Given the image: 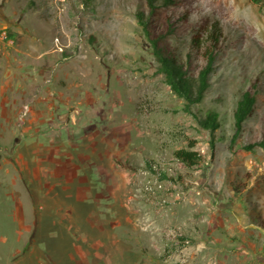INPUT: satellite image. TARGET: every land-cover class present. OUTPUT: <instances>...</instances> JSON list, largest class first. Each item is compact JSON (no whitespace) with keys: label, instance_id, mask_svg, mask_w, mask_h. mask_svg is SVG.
Returning <instances> with one entry per match:
<instances>
[{"label":"rangeland","instance_id":"obj_1","mask_svg":"<svg viewBox=\"0 0 264 264\" xmlns=\"http://www.w3.org/2000/svg\"><path fill=\"white\" fill-rule=\"evenodd\" d=\"M139 9L145 0H0V264H264V149H245L264 139V0L158 6L182 60L203 21L223 31L191 114L158 72ZM255 77V111L233 142ZM210 111L214 137L195 118ZM178 149L205 162L187 167ZM59 151L73 155L65 171L80 167L73 186L121 187L100 224L84 219L89 204L73 226L70 203L56 210ZM93 163L107 168L98 179Z\"/></svg>","mask_w":264,"mask_h":264},{"label":"trees","instance_id":"obj_2","mask_svg":"<svg viewBox=\"0 0 264 264\" xmlns=\"http://www.w3.org/2000/svg\"><path fill=\"white\" fill-rule=\"evenodd\" d=\"M145 3L148 11L137 10L135 18L142 25L143 33L158 63V72L164 76L165 83L172 92L184 101V111L191 114L192 107L202 102L211 85L210 77L222 51L220 44L223 31L217 22L203 21L199 26L200 30L192 34L189 52L182 60L170 43L171 38L176 36L171 17L162 16L160 21H157L158 6L168 7L174 5L176 0H160V4L158 0H145ZM197 60L202 62L198 63ZM247 82L233 112V142L242 134L245 122L253 116L260 93L258 77L249 79ZM195 116L198 125L214 137L216 130L220 128L218 113L210 111L201 117ZM193 146L194 143L191 144V147ZM210 146L213 150L214 141L212 139ZM257 146L264 149V139L249 143L245 149L253 151ZM173 156L187 167H201L205 162L200 153L188 149L175 150ZM262 224L264 226V223Z\"/></svg>","mask_w":264,"mask_h":264},{"label":"crops","instance_id":"obj_3","mask_svg":"<svg viewBox=\"0 0 264 264\" xmlns=\"http://www.w3.org/2000/svg\"><path fill=\"white\" fill-rule=\"evenodd\" d=\"M64 154L58 152L57 156H54V162L55 158H57L58 166L55 168V175L59 178V181L62 185V188L60 189V192L56 194L58 198L53 199L54 202L60 201L57 204V211H63L62 205L65 204H71L70 207H68V212H71V215H67L68 219L74 222L73 225H75L76 222L82 220V214L83 210L88 209L85 204H89L90 208L89 210L84 214L88 215L84 217L86 221H89L90 218L94 219L95 226L96 224H100L101 221L98 219H102L103 215H105L106 210H108L109 203H108V196H111L112 199H115L117 194L120 192L121 187H112V188H94L93 186H73V181L77 176V170H80L79 166H76L75 169L72 171L68 170L65 171L63 165L64 164H71L72 161V154L68 155V158L66 160H62L61 157H63ZM84 157V156H83ZM82 157V158H83ZM56 163V162H55ZM88 164V163H87ZM94 164V163H93ZM96 171H92L94 178H99V175L102 173H105L106 167L102 164H94ZM57 170V171H56ZM83 172V171H82ZM81 173L78 172V174ZM88 175V174H87ZM83 174L79 177V179L82 181H87L88 176ZM97 176V177H95ZM116 186L118 185L115 183ZM74 188V190L72 189ZM69 197H73V199H69ZM72 208V209H70ZM82 213L80 214V212ZM90 216V217H89ZM93 222V221H91ZM93 223V224H94ZM83 242L86 241V239H82ZM75 242V241H74ZM98 243V242H97ZM97 248V247H96ZM97 254L99 253L98 249H96ZM75 253L79 255V258L86 257L85 250L80 246H76ZM85 254V255H84ZM72 259L75 258L74 254L71 255Z\"/></svg>","mask_w":264,"mask_h":264}]
</instances>
